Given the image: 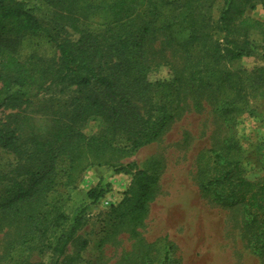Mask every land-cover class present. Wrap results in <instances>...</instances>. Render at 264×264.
I'll use <instances>...</instances> for the list:
<instances>
[{
	"label": "rangeland",
	"instance_id": "rangeland-1",
	"mask_svg": "<svg viewBox=\"0 0 264 264\" xmlns=\"http://www.w3.org/2000/svg\"><path fill=\"white\" fill-rule=\"evenodd\" d=\"M24 1L45 23H53L57 9L54 0ZM101 1L80 0L87 7L97 8ZM200 2L204 12L218 17L222 0ZM102 13L97 9L90 14L91 27H104L100 25ZM245 15L264 21V0H255ZM162 23L158 20L155 26L161 27ZM66 31L69 39H79V34L71 29ZM165 32L159 29L153 38L155 53L151 54L148 74L152 81L173 80L174 72L184 68L183 57L168 44ZM176 32L180 38L190 35L188 29L179 28ZM214 32L211 29L214 37L225 44V35ZM250 38L254 45L263 39L255 31ZM15 40L21 59L40 57L59 64L60 51L44 33H23L16 35ZM199 50L191 52L194 57H204ZM254 52L235 61L210 63V72L201 70L202 79L212 85L198 80V87L182 92L181 102H167L175 118L158 140L132 150L131 142L126 140L128 134H123L116 143L125 147L123 151L89 148L83 140L60 154L55 184L44 193L43 202L21 205L15 217L0 214V264H51L52 246L71 223L62 222L61 215L72 219L77 210L87 205L85 224L68 246L61 264H264V256L247 244L241 210L214 201L212 194L201 188L210 171L212 150L228 142L248 178L264 175V86H258L257 78L251 79L252 70L264 66V54L259 48ZM158 62H162L160 66L155 65ZM203 62L207 63L205 57ZM229 74L227 81H221L222 76ZM50 87L48 84L41 92L24 89L32 95V103L0 108V124L18 127L22 139L32 131L47 137L55 112L70 111L78 103L75 97L90 92L74 85ZM219 107H226V115L220 114ZM158 112L156 109L155 116ZM25 117L29 119L24 120ZM100 125L101 119L94 117L83 130L94 135ZM33 145L30 142L25 147L32 149ZM16 160V154L0 153L2 168ZM129 162L159 177L155 195L143 216L134 209L140 191L136 170L116 171L119 165ZM101 179L109 183V191L94 203L87 193ZM36 223L42 226L33 229L38 236L23 243L22 235ZM7 251L11 256L5 259Z\"/></svg>",
	"mask_w": 264,
	"mask_h": 264
},
{
	"label": "trees",
	"instance_id": "trees-1",
	"mask_svg": "<svg viewBox=\"0 0 264 264\" xmlns=\"http://www.w3.org/2000/svg\"><path fill=\"white\" fill-rule=\"evenodd\" d=\"M254 1L222 0L218 17L213 18L200 8L203 4L200 0H102L99 8L87 7L80 0H54L57 9L49 25L28 2L0 0V108L25 103L29 106L33 97L25 90L41 92L48 84L50 89L74 85L90 91L75 97L78 103L70 111L55 112L47 137L32 131L22 139L18 127L0 124V153L17 155L8 168L0 166V214L15 217L21 205L43 202L44 193L55 184L59 155L75 142L85 141L89 148L99 150L123 151L125 147L116 143L119 137L128 134L126 140L131 142L132 150L152 143L175 118L168 101L181 102L182 92L193 90L198 80L203 85H212L202 79L201 70L210 72V63L222 59L235 61L254 54L257 48L264 54V21L245 15ZM97 9L103 11L100 23L103 28L91 27L90 14ZM158 20L163 22L161 27L155 26ZM67 28L79 34V39H69ZM179 28L190 31L188 38L178 36ZM159 29L166 31L168 44L183 57L184 68L174 72L173 80L148 78L151 54L155 53L153 38ZM211 29L225 35V44L214 37ZM254 31L262 35L261 44H253L250 36ZM23 33H44L60 51L59 64L53 65L40 57L21 59L15 37ZM198 48L207 63L203 62V56L194 57L191 53ZM251 75V79H258V86H264V66L255 67ZM229 76H222L221 81H227ZM141 107L147 110L142 111ZM219 110L226 115V107ZM94 117L101 119V125L94 135H88L83 129ZM30 142L35 144L32 149L25 147ZM233 148L228 142L212 150L210 171L201 188L211 193L214 201L241 210L247 244L253 252L264 256V175L248 178ZM134 170L140 187L134 209L143 216L155 195L159 177L137 169L135 162L116 168L119 173ZM108 186L101 179L88 191L89 199L98 202L109 191ZM87 208L88 205L77 210L72 219L61 215L62 222L71 223L52 246L51 264H61L68 246L85 224ZM40 226L36 223L23 234V243L34 240L38 235L33 234V229ZM9 256L11 252L7 251L5 259Z\"/></svg>",
	"mask_w": 264,
	"mask_h": 264
}]
</instances>
